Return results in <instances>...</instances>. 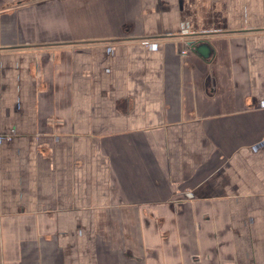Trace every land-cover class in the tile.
<instances>
[{
	"label": "crops",
	"instance_id": "crops-1",
	"mask_svg": "<svg viewBox=\"0 0 264 264\" xmlns=\"http://www.w3.org/2000/svg\"><path fill=\"white\" fill-rule=\"evenodd\" d=\"M12 1L0 264H264V0Z\"/></svg>",
	"mask_w": 264,
	"mask_h": 264
},
{
	"label": "water",
	"instance_id": "water-1",
	"mask_svg": "<svg viewBox=\"0 0 264 264\" xmlns=\"http://www.w3.org/2000/svg\"><path fill=\"white\" fill-rule=\"evenodd\" d=\"M189 45H192V42H190ZM193 48L195 49L196 52L202 51L205 56L209 55V53L207 51V49H208L207 44L193 45Z\"/></svg>",
	"mask_w": 264,
	"mask_h": 264
},
{
	"label": "flooded vegetation",
	"instance_id": "flooded-vegetation-1",
	"mask_svg": "<svg viewBox=\"0 0 264 264\" xmlns=\"http://www.w3.org/2000/svg\"><path fill=\"white\" fill-rule=\"evenodd\" d=\"M21 1H22V0H13L12 3H13V4H16V3H19V2H21Z\"/></svg>",
	"mask_w": 264,
	"mask_h": 264
}]
</instances>
